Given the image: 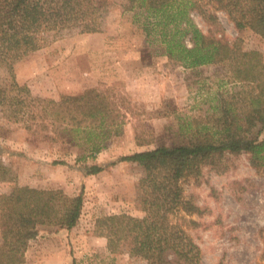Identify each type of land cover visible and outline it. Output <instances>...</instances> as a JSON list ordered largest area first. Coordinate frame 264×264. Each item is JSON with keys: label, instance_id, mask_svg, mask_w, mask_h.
<instances>
[{"label": "rangeland", "instance_id": "obj_1", "mask_svg": "<svg viewBox=\"0 0 264 264\" xmlns=\"http://www.w3.org/2000/svg\"><path fill=\"white\" fill-rule=\"evenodd\" d=\"M104 2L101 31L49 33L40 49L14 65L18 82L35 96L59 99L95 87L114 98L119 113L118 124L100 135L105 144L101 151L77 163L76 147L53 140L51 128L29 132L0 111V158L3 169L16 179L0 181V193L28 184L84 196L79 222L70 229L41 227L22 264H148L131 254L129 241L111 251L108 239L96 232V221L104 215L144 216L140 179L145 171L138 163L118 159L180 141L198 119L213 113L217 91L232 87L224 64L189 68L172 60L148 45L132 16L122 13V0ZM217 14L226 38H240L245 49L264 55L260 35L237 29L222 10ZM194 20L208 32L201 16ZM220 162L217 167L204 165L200 175L181 181L184 198L200 208L189 216L197 224L188 225V231L201 247L202 264H264V168L252 166L248 153H226ZM94 163L103 170L87 175L85 165ZM6 242L0 229V249Z\"/></svg>", "mask_w": 264, "mask_h": 264}, {"label": "trees", "instance_id": "obj_2", "mask_svg": "<svg viewBox=\"0 0 264 264\" xmlns=\"http://www.w3.org/2000/svg\"><path fill=\"white\" fill-rule=\"evenodd\" d=\"M120 5L149 46L189 68L222 63L232 87L217 91L213 113L198 119L180 141L120 156L119 162L138 163L145 171L140 179L144 216L104 215L96 232L108 239L111 251L129 241L131 254L148 264H202L201 247L188 231L197 224L189 216L200 208L184 198L181 181L200 175L204 165L217 167L226 153H248L252 166L264 168V55L245 49L240 38H226L217 11L227 13L237 29L250 28L264 39V0H122ZM104 6V0H0V74L8 73L0 76V111L29 132L51 128L53 140L76 147L77 163L95 158L105 146L100 135L118 124L116 101L95 87L59 99L35 96L18 82L14 65L40 49L49 33L101 31ZM195 15L209 24L207 33ZM85 168L87 175L103 170L97 163ZM0 169V181L16 180L1 158ZM83 204V192L71 196L28 184L1 192L0 229L7 242L0 264H22L41 227H74Z\"/></svg>", "mask_w": 264, "mask_h": 264}]
</instances>
